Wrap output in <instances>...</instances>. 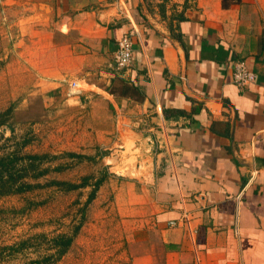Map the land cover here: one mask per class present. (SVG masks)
<instances>
[{
	"label": "crops",
	"instance_id": "obj_1",
	"mask_svg": "<svg viewBox=\"0 0 264 264\" xmlns=\"http://www.w3.org/2000/svg\"><path fill=\"white\" fill-rule=\"evenodd\" d=\"M9 1L27 13L38 80L77 82L74 102L116 122L126 154L108 159L130 264H264V23L248 0ZM128 33L133 60L118 71ZM237 61L255 73L242 89ZM142 121L157 127L155 155Z\"/></svg>",
	"mask_w": 264,
	"mask_h": 264
},
{
	"label": "rangeland",
	"instance_id": "obj_2",
	"mask_svg": "<svg viewBox=\"0 0 264 264\" xmlns=\"http://www.w3.org/2000/svg\"><path fill=\"white\" fill-rule=\"evenodd\" d=\"M248 3L264 23V0H248ZM26 15L9 0H0V114L11 110L2 117L0 155L28 140L25 152L47 153L57 158L47 164L46 176L35 181L38 187L23 194L0 196V264H25L46 255L48 247L44 242L39 245V239H33L32 246L11 255L1 247L39 233L48 236L70 233L82 213L83 224L69 250L59 261L47 264H130L122 212H118L115 203L121 180L111 172L115 171L111 169L114 163L108 159L115 150L122 156L126 154L118 146L123 145L120 131L113 130L116 122L107 119L101 108L92 109L87 100L80 107L73 100L74 94L68 95L65 86H57L59 82L66 85L67 77L55 83L38 80L27 62L28 24L19 23ZM141 115L149 120L150 115ZM133 128H144L141 131L150 136L147 143L155 155L160 149L156 142L157 127L142 121ZM68 152L86 158L62 155ZM60 161L67 163V168L56 172L54 167ZM103 174H106L103 184L87 205L84 203L89 188L64 191L51 184L54 180L78 183L82 177L99 178ZM94 181L91 178L89 183ZM119 201L121 205L123 200Z\"/></svg>",
	"mask_w": 264,
	"mask_h": 264
},
{
	"label": "trees",
	"instance_id": "obj_3",
	"mask_svg": "<svg viewBox=\"0 0 264 264\" xmlns=\"http://www.w3.org/2000/svg\"><path fill=\"white\" fill-rule=\"evenodd\" d=\"M241 0H221V8L228 9L232 5L239 4ZM181 19V16L177 17ZM122 82L121 93L127 94L128 92H133L135 87L133 85L127 86ZM112 92L111 90H109ZM11 110L7 109L5 113L0 114V126L4 125V119L2 117L10 113ZM167 112L163 111L164 118H167ZM29 144L28 140H24L19 143V147L11 152L4 153L0 155V196L5 195H16L29 192L39 186V183H35L37 179L43 178L49 172L47 164H49L52 159H55V155H49L47 153L43 154H31L25 152L26 146ZM63 156L72 159H82L86 158L84 155H79L75 153H62ZM90 158V157H89ZM67 168V163L60 161L54 167V171L59 172ZM106 174L99 178H94L90 176H85L80 179L78 183H71L66 181H52L51 184L57 186L60 190L73 191L84 188H89L87 198L85 200V205L89 204L94 200L97 191L103 184ZM94 179L93 183H89L90 179ZM27 180V181H26ZM33 182V183H32ZM84 221V214L82 213L79 223L74 226L70 233H60L56 235L48 236L44 233L35 234L32 237H28L24 240L19 241L13 245H7L1 247L2 251H7L9 255L11 253L21 252L22 249L29 248L32 246L30 241L33 239H39L40 243H45L48 247L47 254L41 258H36L34 260H29L25 264H47L55 263L60 260V258L69 250L75 236L77 235L79 229L81 228Z\"/></svg>",
	"mask_w": 264,
	"mask_h": 264
},
{
	"label": "built area",
	"instance_id": "obj_4",
	"mask_svg": "<svg viewBox=\"0 0 264 264\" xmlns=\"http://www.w3.org/2000/svg\"><path fill=\"white\" fill-rule=\"evenodd\" d=\"M112 58L114 67L118 71H124L130 67L133 60L131 33L125 34L117 40ZM254 80L255 73L244 61H237L234 63L232 71V82L234 85L242 89L248 84L254 82ZM64 82H66L69 90L68 95L74 94L73 97H77L79 94L77 82L65 80Z\"/></svg>",
	"mask_w": 264,
	"mask_h": 264
}]
</instances>
